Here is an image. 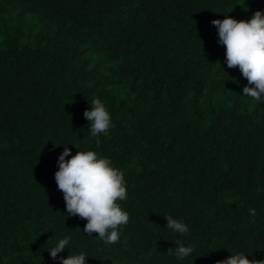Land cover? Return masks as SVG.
I'll return each instance as SVG.
<instances>
[{
	"label": "trees",
	"instance_id": "16d2710c",
	"mask_svg": "<svg viewBox=\"0 0 264 264\" xmlns=\"http://www.w3.org/2000/svg\"><path fill=\"white\" fill-rule=\"evenodd\" d=\"M257 10L264 0H0V264H62L49 250L65 237L59 256L87 264L264 260V98L243 95L212 24ZM95 98L112 118L99 144L84 117ZM65 146L125 173L117 243L67 213ZM177 242L194 251L177 258Z\"/></svg>",
	"mask_w": 264,
	"mask_h": 264
},
{
	"label": "clouds",
	"instance_id": "9594fccd",
	"mask_svg": "<svg viewBox=\"0 0 264 264\" xmlns=\"http://www.w3.org/2000/svg\"><path fill=\"white\" fill-rule=\"evenodd\" d=\"M212 24L218 30L219 43L226 49V63L229 68H239L248 81L243 87V95L254 101L264 98V11L257 10L250 19H236L226 15L223 20L215 19ZM84 117L89 121L90 133L99 144L100 134H107L112 127L109 110L99 98L91 101V108L85 110ZM71 149L65 146L58 158V171L55 181L63 193L67 213L86 220L84 232L96 234L105 244H115L120 239V229L129 222V213L120 201L128 198L125 173L115 167L110 158L96 151H78L69 157ZM255 216V209H250ZM167 226L172 231L187 234L188 225L182 220L165 215ZM175 255L179 259L188 257L194 248L177 242ZM70 244V237L60 239L50 251L51 258L62 264H87L84 252L59 254ZM171 254V252H170ZM216 264H264V260L250 259L243 252L232 254Z\"/></svg>",
	"mask_w": 264,
	"mask_h": 264
}]
</instances>
